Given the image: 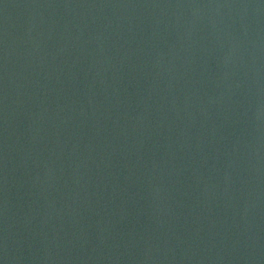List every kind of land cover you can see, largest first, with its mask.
<instances>
[{
  "label": "water",
  "instance_id": "water-1",
  "mask_svg": "<svg viewBox=\"0 0 264 264\" xmlns=\"http://www.w3.org/2000/svg\"><path fill=\"white\" fill-rule=\"evenodd\" d=\"M0 264H264V0H0Z\"/></svg>",
  "mask_w": 264,
  "mask_h": 264
}]
</instances>
